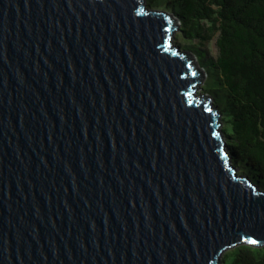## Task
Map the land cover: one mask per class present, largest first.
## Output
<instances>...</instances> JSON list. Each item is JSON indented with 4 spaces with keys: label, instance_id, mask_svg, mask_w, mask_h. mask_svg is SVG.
<instances>
[{
    "label": "water",
    "instance_id": "obj_1",
    "mask_svg": "<svg viewBox=\"0 0 264 264\" xmlns=\"http://www.w3.org/2000/svg\"><path fill=\"white\" fill-rule=\"evenodd\" d=\"M150 7L0 0V264H218L264 244V190Z\"/></svg>",
    "mask_w": 264,
    "mask_h": 264
},
{
    "label": "trees",
    "instance_id": "obj_2",
    "mask_svg": "<svg viewBox=\"0 0 264 264\" xmlns=\"http://www.w3.org/2000/svg\"><path fill=\"white\" fill-rule=\"evenodd\" d=\"M145 1L152 7L153 0ZM164 8L177 21L182 55L191 60V52L207 77L213 70L216 85L203 84L202 99L218 109L233 162L254 172L247 176L264 190V0H166ZM212 39L216 54L206 57L199 45ZM229 249L230 264H264V244L243 242L222 254Z\"/></svg>",
    "mask_w": 264,
    "mask_h": 264
},
{
    "label": "rangeland",
    "instance_id": "obj_3",
    "mask_svg": "<svg viewBox=\"0 0 264 264\" xmlns=\"http://www.w3.org/2000/svg\"><path fill=\"white\" fill-rule=\"evenodd\" d=\"M154 3L152 4V7L151 10H155L157 12H164L165 14H169L171 16V18L173 19V15L172 13L165 9V4H166V0H153ZM174 20V19H173ZM177 30H173L172 34H171V43L175 44V42H177ZM199 47L205 52L206 54V57H214L215 54H216V46H215V43H214V40L212 39L211 41H208V42H205L204 44L202 45H199ZM194 50V49H192ZM188 57L192 59V61L194 62L195 66L200 69L201 71V76H202V80L200 83H197L195 85V90H194V94L197 95V97H203L204 96V91L202 90L201 86L204 84V87L206 89H213L216 85L215 83V80H214V74H213V70L212 68H207L208 69V77L206 75V72L204 71V69L202 68L201 64L197 61L196 57L191 53V52H188ZM201 58V57H200ZM205 81V83H204ZM212 103V102H210ZM213 105V104H212ZM220 121V129H221V126L224 125L223 121H221V119L219 120ZM222 136L223 138L225 139V135L223 134L222 132ZM240 169H239V172L240 173H243L245 175H251L253 176L254 175V172H252L250 169H248L247 167H241L239 166ZM260 186L263 187L264 189V183L261 181L260 182ZM223 254H221L219 256V263L218 264H230V261H231V257H232V250H227V253H226V256H225V260L223 262Z\"/></svg>",
    "mask_w": 264,
    "mask_h": 264
},
{
    "label": "built area",
    "instance_id": "obj_4",
    "mask_svg": "<svg viewBox=\"0 0 264 264\" xmlns=\"http://www.w3.org/2000/svg\"><path fill=\"white\" fill-rule=\"evenodd\" d=\"M177 24V21L175 20V25Z\"/></svg>",
    "mask_w": 264,
    "mask_h": 264
},
{
    "label": "snow or ice",
    "instance_id": "obj_5",
    "mask_svg": "<svg viewBox=\"0 0 264 264\" xmlns=\"http://www.w3.org/2000/svg\"><path fill=\"white\" fill-rule=\"evenodd\" d=\"M252 243H256V241H252Z\"/></svg>",
    "mask_w": 264,
    "mask_h": 264
},
{
    "label": "bare ground",
    "instance_id": "obj_6",
    "mask_svg": "<svg viewBox=\"0 0 264 264\" xmlns=\"http://www.w3.org/2000/svg\"><path fill=\"white\" fill-rule=\"evenodd\" d=\"M172 19V18H171Z\"/></svg>",
    "mask_w": 264,
    "mask_h": 264
}]
</instances>
